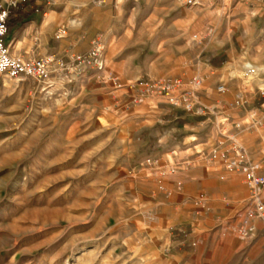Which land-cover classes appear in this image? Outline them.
<instances>
[{
    "label": "rangeland",
    "instance_id": "obj_1",
    "mask_svg": "<svg viewBox=\"0 0 264 264\" xmlns=\"http://www.w3.org/2000/svg\"><path fill=\"white\" fill-rule=\"evenodd\" d=\"M39 2L55 28L47 55L68 60L101 40L103 75L126 87L73 81L69 69L51 86L0 75V264H264V219L251 214L242 174L227 170L219 134L237 135L248 153L264 147V114L252 111L264 103V0ZM244 11L255 39L240 30L247 55L217 71L208 55ZM247 64L257 69L250 81ZM197 76L192 113L146 90Z\"/></svg>",
    "mask_w": 264,
    "mask_h": 264
},
{
    "label": "built area",
    "instance_id": "obj_2",
    "mask_svg": "<svg viewBox=\"0 0 264 264\" xmlns=\"http://www.w3.org/2000/svg\"><path fill=\"white\" fill-rule=\"evenodd\" d=\"M21 0H4L0 5V75L17 80H31L34 83L47 84L51 86V78L54 73L70 70V78L75 81L83 75H94L101 81L109 84L114 90L121 91L126 86L117 78L107 75L104 76L106 59L104 55V43L101 40H95L92 48L87 53H73L69 55L68 60L55 54L44 56H32L29 58L15 57L12 55L11 45L7 42L8 27L7 20L11 9L16 7ZM140 2L142 0H136ZM185 6L197 7L210 2V0H181ZM63 36H59L61 38ZM100 75V76H99ZM257 75V69L247 64L245 66L244 77L250 81ZM202 86V80L199 76L195 77L190 86H185L181 80L172 82H153L147 85V91L151 94L164 95L169 103L174 107L192 113L201 106L199 99V90ZM219 94L226 93V87L220 86L217 89ZM241 101L244 99V93L238 97ZM244 101V100H243ZM142 99H136L135 103L140 104ZM219 134L229 142V149L223 151L221 157L225 161L227 170L239 171L246 187L249 190V203L251 214L264 219V174L262 165L250 159L246 146L235 134H228L220 128ZM177 168L174 165L169 166L162 171V176H168L176 173Z\"/></svg>",
    "mask_w": 264,
    "mask_h": 264
},
{
    "label": "crops",
    "instance_id": "obj_3",
    "mask_svg": "<svg viewBox=\"0 0 264 264\" xmlns=\"http://www.w3.org/2000/svg\"><path fill=\"white\" fill-rule=\"evenodd\" d=\"M40 0H21L20 3L15 7L14 10L18 12H22L23 14H29V17L24 19V21L16 27L12 33L8 31V37L7 42L11 45V51L12 55L15 57H23V58H29L32 56H35L36 54H40L44 51V53L47 55L49 53H52V41H54L55 37V28L54 25H47V20L41 19L39 16V10L35 8L39 5ZM4 0H0V5L3 4ZM257 11V10H256ZM245 17H247L242 22H236L235 25L239 28H236L234 30V34L231 36L229 40H225L224 42L219 41L218 42V49L219 51L217 53L212 52L210 55H208L207 63L212 62L214 65L220 66L219 68H216L215 70H226L231 65L236 64L237 62H240L245 57V54L242 53L240 56L238 54V48L241 46V42L235 40V35L240 31L244 30L246 32V38L242 41H248L251 40V43L254 41V31L251 28L250 20L248 17L252 15L250 11H244ZM258 14H256V17ZM94 17V15H93ZM257 24V23H256ZM257 32V30H256ZM66 34V32L64 33ZM262 34L264 35V24L262 25ZM64 37V36H63ZM61 37V38H63ZM94 37V35H93ZM61 38H58L59 40ZM91 39V37H89ZM257 37H256V46H257ZM27 42L31 43L34 42L35 45H32L33 53L28 54L24 46L27 44ZM42 46H44V49H42ZM37 47L41 50H37ZM207 70L208 64H205ZM207 80L211 82V84H217L221 81L222 77L221 75L217 77H207ZM254 107V104L253 106ZM258 115L264 114V103L260 105L258 110H252ZM245 145V144H244ZM246 146V145H245ZM247 148V147H246ZM248 150V149H247ZM249 156L250 159L257 163H262L264 165V147L263 142L258 144H254V146H251L249 148ZM260 163V164H261ZM261 164V165H262ZM262 165V167H263ZM262 173L264 174V167L262 168Z\"/></svg>",
    "mask_w": 264,
    "mask_h": 264
},
{
    "label": "trees",
    "instance_id": "obj_4",
    "mask_svg": "<svg viewBox=\"0 0 264 264\" xmlns=\"http://www.w3.org/2000/svg\"><path fill=\"white\" fill-rule=\"evenodd\" d=\"M14 9L15 7L11 9L10 16L7 20L9 32L18 27L24 21V19L29 17V14H23L22 12H18Z\"/></svg>",
    "mask_w": 264,
    "mask_h": 264
},
{
    "label": "bare ground",
    "instance_id": "obj_5",
    "mask_svg": "<svg viewBox=\"0 0 264 264\" xmlns=\"http://www.w3.org/2000/svg\"><path fill=\"white\" fill-rule=\"evenodd\" d=\"M64 35H65V34H64ZM64 35H63V36H64ZM263 71H264V69H263Z\"/></svg>",
    "mask_w": 264,
    "mask_h": 264
}]
</instances>
